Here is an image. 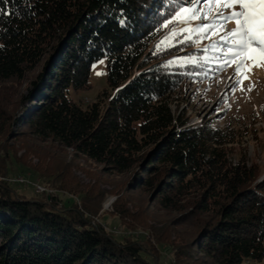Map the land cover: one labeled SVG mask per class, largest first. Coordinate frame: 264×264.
<instances>
[{
	"label": "trees",
	"instance_id": "obj_1",
	"mask_svg": "<svg viewBox=\"0 0 264 264\" xmlns=\"http://www.w3.org/2000/svg\"><path fill=\"white\" fill-rule=\"evenodd\" d=\"M0 10V83L35 71L20 100L22 112L6 122L10 133L29 129L73 156L131 172L175 211L193 198L182 211L190 209L188 220H173L185 221L191 240L173 250L177 264L264 261V177L247 160H231L238 133L211 121L188 125V117L172 108L186 81L210 70L198 47L184 49L190 45L175 34L179 4L0 0ZM182 53L196 64L178 63ZM101 59L108 87L87 104L74 99L72 90L91 87L92 66ZM0 150V176L8 175L14 157L60 188L54 182L59 173L30 166L2 140ZM22 184L0 178V264H152L146 249L95 224L101 204L89 205L88 193L70 190L78 200L59 206L55 194L24 196L13 186Z\"/></svg>",
	"mask_w": 264,
	"mask_h": 264
},
{
	"label": "rangeland",
	"instance_id": "obj_2",
	"mask_svg": "<svg viewBox=\"0 0 264 264\" xmlns=\"http://www.w3.org/2000/svg\"><path fill=\"white\" fill-rule=\"evenodd\" d=\"M185 2L191 4V0ZM195 7L200 11L182 13V15H198L201 19L178 22L174 30L183 42L190 45L184 49L191 46L198 47L196 53L202 57L201 60H206L210 70L186 81L174 96L172 108L179 115L188 117V125H200L211 121L220 128L228 126L229 129L237 132V140L232 146L231 160L235 163H238L239 159L247 160L249 165L256 166L262 178L264 177V60L257 57L256 63H253L246 56H233L229 52L225 41L220 39L225 35V31L219 26L222 25L223 29L228 30L236 25L232 20L225 22L221 19H213L220 5L209 6L205 3ZM211 24L218 27L208 28L206 31L197 27ZM182 54L183 56H179L176 60L178 63L196 64L197 58L191 57V54ZM185 57L188 59H184ZM240 57L244 60V64L237 71L236 61ZM34 74L35 71L21 81L0 83V140L6 146L13 148L18 156L22 155L24 159H28L27 162H31L30 166L34 168L40 166L52 173H59L54 182L60 188L47 185L43 177L37 176L33 169L23 166L14 157L11 163H7L10 172L6 176L1 175L0 178L11 183H23L13 186L26 197H35L38 195L37 192L40 195H43V192L55 194L59 197V206L69 205L73 200H78L79 196L72 194L70 190L86 192L89 196L88 201L86 200L89 205L98 207L101 204L100 216L96 218L95 224L102 223L110 233L126 237L129 245L146 249L153 256L152 264H177L173 250L191 240L183 231L181 222L185 221L180 220V223H177L173 220L181 216L183 220H188L184 216L190 209L182 211L190 205V202L192 203L193 198L184 200L181 210L175 211L172 206L168 208L160 205V201L153 196L154 191L146 183L139 185L135 182L131 172L120 173L111 170L106 164L83 156H73L70 151L52 140L36 139L29 129L16 131L17 134L10 133L9 124L6 122H10L11 117L18 116L22 112L20 100ZM90 83L89 89L72 90L71 96L86 104L97 99L100 92L108 87L106 59L98 60L93 64ZM118 212L122 216L118 215ZM192 225L190 229L193 231ZM186 226L189 227L188 224ZM253 264H264V261Z\"/></svg>",
	"mask_w": 264,
	"mask_h": 264
},
{
	"label": "snow or ice",
	"instance_id": "obj_3",
	"mask_svg": "<svg viewBox=\"0 0 264 264\" xmlns=\"http://www.w3.org/2000/svg\"><path fill=\"white\" fill-rule=\"evenodd\" d=\"M172 3L179 4V11L173 15V20H178L179 23H185L188 19H201L198 15H182V13L199 12L200 9L196 8V5L205 3L209 6L220 5L221 7L217 9L213 19H221L225 22L232 20L236 25L228 30L223 29L222 25L219 26L222 31H225V35L220 39L225 41L229 52L233 56H246L253 63H256L257 57L264 60V0H191V4L188 6L180 3V0H172ZM165 23H170V21ZM197 27L206 31L208 28L215 29L218 26L211 24L198 25ZM167 46L171 47L172 45ZM236 63L237 71H239L243 67L244 60H237ZM257 66L259 65L257 64Z\"/></svg>",
	"mask_w": 264,
	"mask_h": 264
},
{
	"label": "bare ground",
	"instance_id": "obj_4",
	"mask_svg": "<svg viewBox=\"0 0 264 264\" xmlns=\"http://www.w3.org/2000/svg\"><path fill=\"white\" fill-rule=\"evenodd\" d=\"M242 57L238 58L237 60H240Z\"/></svg>",
	"mask_w": 264,
	"mask_h": 264
},
{
	"label": "built area",
	"instance_id": "obj_5",
	"mask_svg": "<svg viewBox=\"0 0 264 264\" xmlns=\"http://www.w3.org/2000/svg\"><path fill=\"white\" fill-rule=\"evenodd\" d=\"M22 181V180H21Z\"/></svg>",
	"mask_w": 264,
	"mask_h": 264
}]
</instances>
